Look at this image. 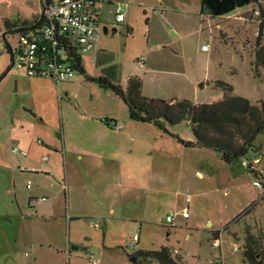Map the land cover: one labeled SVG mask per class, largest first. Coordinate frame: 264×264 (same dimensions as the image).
Returning <instances> with one entry per match:
<instances>
[{
	"label": "rangeland",
	"instance_id": "obj_1",
	"mask_svg": "<svg viewBox=\"0 0 264 264\" xmlns=\"http://www.w3.org/2000/svg\"><path fill=\"white\" fill-rule=\"evenodd\" d=\"M141 1L131 16V33L123 23L116 32L105 24L107 34L100 26L96 47L109 53L100 66H113L121 85L135 74L146 97L207 103L220 92L214 82L221 80L233 86L234 95L264 102V68L257 74L253 65L264 0L215 18L199 14L200 0ZM40 15V0H0V264H68L49 248L68 244V237L69 247H83L77 264H90L84 247L102 259L103 245L111 247L104 263L125 257L134 264V236L137 250L166 246L184 264H243L246 232L259 238L264 264V184L255 188L244 167L223 163L217 152L185 148L178 139H194L186 122L166 134L133 122L121 100L87 79L103 74L94 52L82 54L85 72L75 71L72 81L28 76L6 50H14L20 36L6 24L23 25ZM166 50L181 55L179 74L150 69L149 62ZM109 114L118 119L120 132L93 120ZM254 144L259 153L248 156L260 157L262 166L264 137L258 135ZM13 145L21 152L13 154ZM46 210L55 221L46 220ZM173 212L179 216L171 228L163 223ZM70 214L80 218L68 236ZM110 215H146L153 223L139 231ZM216 229L217 243L211 236Z\"/></svg>",
	"mask_w": 264,
	"mask_h": 264
},
{
	"label": "trees",
	"instance_id": "obj_2",
	"mask_svg": "<svg viewBox=\"0 0 264 264\" xmlns=\"http://www.w3.org/2000/svg\"><path fill=\"white\" fill-rule=\"evenodd\" d=\"M260 0H200V15L215 18L230 15L238 9ZM42 20V15L32 22L23 25H8L20 34L27 30L37 28ZM264 31L263 13L257 24L256 40L254 44L253 65L257 74L258 68H264V44L262 43ZM6 50L11 54V48L6 45ZM68 54V62L74 71L84 73L82 57L73 49ZM100 89L111 92L126 106L129 118L133 121L152 124L156 128L168 133V127L186 122L192 131L193 141L178 139L185 148L197 147L217 152L220 160L228 165L241 166L242 160L250 162L249 152L256 155L259 148L254 144L258 135L264 137V102L252 104L248 98L234 95L233 86L227 82L216 80L214 86L220 89L214 95L212 102L195 104L189 100H165L150 98L142 95V80L138 76H130L122 86L116 79L113 66L103 69V74L98 77H88ZM109 126L110 120H102ZM250 173V164L245 168ZM264 198V191L262 193ZM251 207L246 210L249 212ZM242 215L234 218V222ZM164 224V223H163ZM227 226L223 227L222 232ZM220 230H215L211 236L216 243ZM260 240L249 232L245 233L243 244V258L248 264H262L259 252ZM134 259V264H184L182 258L173 255L169 247L163 246L158 250H136L129 255Z\"/></svg>",
	"mask_w": 264,
	"mask_h": 264
},
{
	"label": "built area",
	"instance_id": "obj_3",
	"mask_svg": "<svg viewBox=\"0 0 264 264\" xmlns=\"http://www.w3.org/2000/svg\"><path fill=\"white\" fill-rule=\"evenodd\" d=\"M42 20L37 28L22 32L17 47L11 51L12 63L24 69L33 78L50 77L58 82L72 81L75 71L68 62V54L73 49L80 56L96 49L102 24L95 0H40ZM127 4H114V24L124 19ZM202 50L208 46L203 45ZM140 62V61H139ZM109 127L119 130L116 122ZM13 154L21 152L18 145L11 147ZM250 164V175L254 177L252 185L260 190L264 184V164L260 166V157L242 160L241 166ZM31 188L30 182L26 185ZM44 199V198H42ZM179 212L166 215L164 225H173ZM187 218L186 211H182ZM138 238L130 240V250L135 252ZM128 247V246H127ZM239 251V248L235 249ZM176 253L177 251L174 250ZM86 258L90 264H98L96 257L89 253ZM248 264V263H243Z\"/></svg>",
	"mask_w": 264,
	"mask_h": 264
},
{
	"label": "crops",
	"instance_id": "obj_4",
	"mask_svg": "<svg viewBox=\"0 0 264 264\" xmlns=\"http://www.w3.org/2000/svg\"><path fill=\"white\" fill-rule=\"evenodd\" d=\"M95 1L97 2V7L99 9V13H100V17H101V22L104 25L103 27H106L108 32H109V28L107 26H105V24H109L112 27V32H116L117 31L116 27L118 25H121L122 23L125 24V27H126V30H127L128 33L132 32L131 16L133 15L134 11L136 10L135 4L137 5V7H139V6H141V3H143L141 0H95ZM116 2H121V3L124 2V4H127V7H126V10H125V15H124L123 21L114 25V13H115L114 4ZM155 10H156V8H154L152 11H155ZM239 10L240 9H238L234 13H237ZM240 18H242V17H240ZM242 19L244 20V18H242ZM103 27H102V31H103ZM113 29H114V31H113ZM147 49H150V48H147ZM182 51L183 50L180 48V53H182ZM91 52L95 53V63L98 66L102 65L103 62H105L107 59H109V55H108L109 53L107 51H105V50H100L99 51L98 48L96 47V49L91 51ZM164 52L165 53H163V55L159 54L157 56L156 60H153V61L149 62L148 65H149L150 69L151 70H158V71L162 70V71H165V72L170 73V74H179L181 69H183L181 55L178 54V51H176V50L175 51L166 50ZM145 64H146V61L144 63H141V64L139 63L140 68H144ZM82 65L84 67L83 61H82ZM100 67H102L101 68L102 70L107 68V67H103V66H100ZM134 75L135 74H129L126 77V79H125V83H126L127 79L130 76H134ZM124 85H122V86H124ZM107 92H109V91H107ZM217 94L218 93H216L215 95H217ZM212 97H214V96H212ZM115 98H117V97L115 96ZM175 99H178L177 96H173L172 98H170V100H175ZM212 100H213V98L211 99V102H212ZM207 103H210V102H207ZM195 104H199V103H195ZM101 118H103L102 120L108 119V120H110V122L111 121L112 122H116L119 125L118 119L114 118L111 114H109V116L107 115V116H103ZM93 120H96V122H98V124H102L103 123L102 120L98 121V119H96V118H93ZM103 124L101 126L105 125L107 127V129L110 130L109 126H107L106 124H104V125ZM125 124H127V123L125 122ZM120 131L121 130L119 129V131H117V132H120ZM30 197H32V196H30ZM68 216H69V219H66V220H67V227H68L67 228V232H68V236H69L70 235V228H69L70 224L72 222H74V221H77L80 218V216L79 215H71V214L68 215ZM110 216H111L110 218L112 220L120 221V222H123V223L126 222L128 225L135 226L136 230H139V231H141V229L146 227L148 224H152L153 223V222H151L152 218L150 219L146 215L145 216L144 215H134V216H132V215H110ZM45 217H46V220H52V221L56 220V218H54L53 216L49 215V212L47 210H46V216ZM45 217H43V218H45ZM189 218H190V215L188 216L187 219H189ZM161 223H163V222H161ZM166 226H169V227L173 228L176 225L173 223V225H166ZM216 230H218V229H216ZM221 231H222V228H221ZM67 241H68V244L63 245L61 248H55V247L53 248V246H51L50 244H49V248H52V250L54 252H56L58 254H62L63 256H65L68 264H77L78 258H79L77 253H78V251L83 249V247L81 245L77 246V248H72V247H75V246L69 247V244L71 243L69 237H68ZM138 242H139V237H138V240H137V243H136V250L138 249L137 248L138 247ZM125 247H127V246H125ZM84 249H86L85 250L86 251V255L89 254V253H92L96 257V259L98 261V264H113V263H108V262L104 263V260H103L105 255L108 254V252L111 249V247L103 245L101 248L98 249V254H99L100 257H102V259H99L95 255V253L92 252L91 248L84 247ZM125 260H126L125 257H123V260L120 261L118 264H127Z\"/></svg>",
	"mask_w": 264,
	"mask_h": 264
},
{
	"label": "water",
	"instance_id": "obj_5",
	"mask_svg": "<svg viewBox=\"0 0 264 264\" xmlns=\"http://www.w3.org/2000/svg\"><path fill=\"white\" fill-rule=\"evenodd\" d=\"M115 25V24H114ZM114 31V29H113ZM103 32L106 34L108 32L107 28L106 27H103ZM202 86V85H200ZM72 248H77V247H72ZM132 261H134V259H131Z\"/></svg>",
	"mask_w": 264,
	"mask_h": 264
},
{
	"label": "bare ground",
	"instance_id": "obj_6",
	"mask_svg": "<svg viewBox=\"0 0 264 264\" xmlns=\"http://www.w3.org/2000/svg\"><path fill=\"white\" fill-rule=\"evenodd\" d=\"M124 3V2H123Z\"/></svg>",
	"mask_w": 264,
	"mask_h": 264
}]
</instances>
